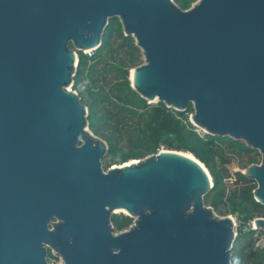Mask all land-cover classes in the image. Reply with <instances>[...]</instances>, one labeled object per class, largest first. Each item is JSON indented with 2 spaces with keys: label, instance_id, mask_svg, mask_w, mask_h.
I'll list each match as a JSON object with an SVG mask.
<instances>
[{
  "label": "water",
  "instance_id": "water-1",
  "mask_svg": "<svg viewBox=\"0 0 264 264\" xmlns=\"http://www.w3.org/2000/svg\"><path fill=\"white\" fill-rule=\"evenodd\" d=\"M115 18L144 60L131 89L258 151L240 174L264 206V0H0V264H55L48 248L58 264H232L234 222L204 205L213 184L193 155L102 169L108 147L66 88L75 51L99 48ZM116 211L132 223L113 234Z\"/></svg>",
  "mask_w": 264,
  "mask_h": 264
},
{
  "label": "trees",
  "instance_id": "trees-1",
  "mask_svg": "<svg viewBox=\"0 0 264 264\" xmlns=\"http://www.w3.org/2000/svg\"><path fill=\"white\" fill-rule=\"evenodd\" d=\"M195 0H173L181 10H187ZM119 40L114 54L123 50V59L117 63L102 60V52L109 49L114 40ZM70 48L71 45L69 46ZM139 49L131 37L123 35L118 20L108 21L101 36V45L91 54L78 53L77 68L73 77L72 90L84 93L86 121L90 132L103 140L107 147V163L120 165L131 160H138L156 154L162 147L193 155L207 169L213 187L204 196V201L214 212H223L240 217L243 225L250 223L253 215L262 207L253 199L254 185H249L243 175L237 173L236 182L244 181L240 190H227L224 180L228 178L226 166L230 163L225 156L224 145L238 151H249L244 144L229 138H218L211 135H199L189 122L193 113L191 105L184 112L166 108L162 103L149 104L134 92L128 76L138 60ZM104 63L105 74L114 73L113 81L103 84L97 77L100 71L96 66ZM79 78L85 80V89L79 84ZM128 140L126 146H119L120 137ZM132 219L119 214L112 216L117 230L125 229ZM245 232L236 235L231 263L264 264V248L255 247L252 239H247Z\"/></svg>",
  "mask_w": 264,
  "mask_h": 264
},
{
  "label": "rangeland",
  "instance_id": "rangeland-1",
  "mask_svg": "<svg viewBox=\"0 0 264 264\" xmlns=\"http://www.w3.org/2000/svg\"><path fill=\"white\" fill-rule=\"evenodd\" d=\"M196 1V0H195ZM119 46V40H114L111 44V47L105 51L102 52V60L104 61H108V62H114L117 63L118 60L123 59L124 57V53L123 50H119L118 52H115L114 54L111 52V50L117 49V47ZM71 50H74L73 48H71ZM75 51V50H74ZM76 55L78 56L77 51ZM81 53V52H80ZM82 54H87L89 55L90 53L85 52ZM138 56V60L137 62L134 64V68L139 67L140 65L143 64L144 60L142 55L140 54V52L137 54ZM104 68H107L104 63H100L96 66V69L100 71V74L97 75H93V78L97 77V79L102 82L103 84L109 83L111 81H113L114 78V73H110V74H105L104 73ZM131 69V70H132ZM131 76V73L129 75V78ZM79 84L82 85V90L85 89V80L84 79H80L79 78ZM68 90H72V87H67L66 91ZM75 93L79 96L81 103L85 106V99H84V93H80L75 91ZM148 103V102H147ZM154 103V101L152 102V104ZM151 104V103H150ZM97 137V136H96ZM99 138V137H97ZM127 144H129L128 140L124 137V135L122 137L119 138L118 140V145L119 146H126ZM243 144V143H242ZM225 148V156L229 159L230 163L226 166V170H227V175L228 178H226L224 181L225 186L227 187V190H233V189H238L240 190V188H242V186L244 185V181L241 180L239 182H236L235 180L237 179V173H242L248 166L254 164V165H259L261 162V156L259 155L258 151L256 150H249V151H243L240 152L238 151V149H230L227 147V145H224ZM163 149V148H162ZM160 149V150H162ZM150 156V155H149ZM148 157V156H147ZM145 157V158H147ZM145 158L139 159V160H144ZM131 161H136V160H131ZM128 161L125 164L131 162ZM107 163V157L101 160V166L104 169L105 165ZM115 165L110 166L109 168H112ZM249 185H254V188H256V183L254 181H251L250 183H248ZM204 202V205L209 208V206H207L206 202ZM123 214H126L125 212H120ZM212 213L214 215V217L216 218H224V217H231L234 220V225H235V233L236 235L239 233V231L245 232L248 236L247 239H252L255 242V247H263L264 248V231H255L252 225V221L253 219L257 218V217H264V206H262L259 210L258 213H256L255 215H253V219L250 223H247L246 225H243L241 219L239 216L237 215H228L227 213H224L223 210L222 212L218 213V212H214L212 210ZM235 235V238H236ZM52 254H54V252H51Z\"/></svg>",
  "mask_w": 264,
  "mask_h": 264
},
{
  "label": "flooded vegetation",
  "instance_id": "flooded-vegetation-1",
  "mask_svg": "<svg viewBox=\"0 0 264 264\" xmlns=\"http://www.w3.org/2000/svg\"><path fill=\"white\" fill-rule=\"evenodd\" d=\"M107 157V156H106ZM105 157V158H106ZM110 166H112V165H109L107 168H105L104 167V169H103V171H106V170H108L109 169V167ZM119 214H122V215H125V216H127L126 214H123V213H117L116 215H119ZM112 216H115V215H112ZM112 216H111V218H110V222H111V225H112V227H113V229H114V231H113V234H116L117 232H120V231H123V230H125V229H127L130 225H128V227L127 228H125V229H120V230H117L116 228H115V225H114V223L112 222ZM128 217V216H127ZM130 218V217H129ZM131 219V218H130ZM131 223H132V221H131ZM51 252H54L52 249H47V257H46V260H47V262L48 263H55V264H58V263H62V260H61V258H60V256H58V255H56V253L54 252V254H52Z\"/></svg>",
  "mask_w": 264,
  "mask_h": 264
},
{
  "label": "built area",
  "instance_id": "built-area-1",
  "mask_svg": "<svg viewBox=\"0 0 264 264\" xmlns=\"http://www.w3.org/2000/svg\"><path fill=\"white\" fill-rule=\"evenodd\" d=\"M93 51H90V52H88V53H92ZM192 126H193V124H192ZM194 127V126H193ZM194 131L197 133V134H199L200 136L201 135H203V134H205V132L202 130V129H200V128H198V127H194ZM160 149H162V147H160ZM160 149L158 150V151H160ZM157 151V152H158ZM233 232H234V235H236V233H235V227H234V230H233Z\"/></svg>",
  "mask_w": 264,
  "mask_h": 264
},
{
  "label": "bare ground",
  "instance_id": "bare-ground-1",
  "mask_svg": "<svg viewBox=\"0 0 264 264\" xmlns=\"http://www.w3.org/2000/svg\"><path fill=\"white\" fill-rule=\"evenodd\" d=\"M132 79V73H131V76H130V80ZM128 164V163H127ZM125 164V165H127ZM116 212H123V211H116ZM232 221L234 222V220L232 219Z\"/></svg>",
  "mask_w": 264,
  "mask_h": 264
}]
</instances>
